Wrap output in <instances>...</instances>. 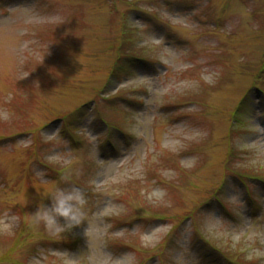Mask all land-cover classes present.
Returning a JSON list of instances; mask_svg holds the SVG:
<instances>
[{
	"label": "rangeland",
	"instance_id": "374dc122",
	"mask_svg": "<svg viewBox=\"0 0 264 264\" xmlns=\"http://www.w3.org/2000/svg\"><path fill=\"white\" fill-rule=\"evenodd\" d=\"M259 257L264 0H0V264Z\"/></svg>",
	"mask_w": 264,
	"mask_h": 264
},
{
	"label": "clouds",
	"instance_id": "9594fccd",
	"mask_svg": "<svg viewBox=\"0 0 264 264\" xmlns=\"http://www.w3.org/2000/svg\"><path fill=\"white\" fill-rule=\"evenodd\" d=\"M63 179L66 183L69 182L67 177ZM49 194L52 197L51 206L39 209L33 217V223H42L49 235L53 237H58L63 232L82 224L81 209L86 201L79 188L60 189L45 196Z\"/></svg>",
	"mask_w": 264,
	"mask_h": 264
}]
</instances>
